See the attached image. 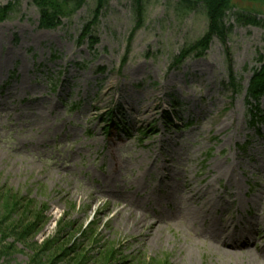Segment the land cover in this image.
<instances>
[{"label":"rangeland","instance_id":"obj_1","mask_svg":"<svg viewBox=\"0 0 264 264\" xmlns=\"http://www.w3.org/2000/svg\"><path fill=\"white\" fill-rule=\"evenodd\" d=\"M9 3L14 12L0 23V193L25 210L34 202L28 215L46 223L29 244L14 241L3 232L23 216L6 224L0 207V252L15 245L1 264L95 257L98 247L78 233L92 220L126 256L264 264V125L249 124L245 105L264 27L237 21L249 6L236 0L224 39L173 68L207 31L201 5L108 0L96 21L88 0L48 31L31 0H0ZM52 240V257H34Z\"/></svg>","mask_w":264,"mask_h":264},{"label":"trees","instance_id":"obj_2","mask_svg":"<svg viewBox=\"0 0 264 264\" xmlns=\"http://www.w3.org/2000/svg\"><path fill=\"white\" fill-rule=\"evenodd\" d=\"M87 0H31L32 4L37 7L40 15L39 28L43 30H55L61 24L63 19L73 17L80 9L83 8ZM96 1V9L94 11L95 18L94 20H98V16L101 10L104 8L108 0H95ZM236 0H179L180 3L185 5L187 8L193 10L196 6L201 5L204 7L206 11L207 17V31L205 35L200 38L196 43H194L191 47L185 48L177 60L175 61V66L182 64L188 57L194 56L197 58H201L208 51L210 43L214 38H219L220 40L224 39L226 35L224 21L226 19L227 13L231 12L237 6L234 2ZM243 3H246V6L242 9H239L236 13L237 21L243 22L244 24L253 25L257 27H264V19L259 20L258 18L264 16V0H240ZM140 2V0H138ZM14 12V8L11 3L6 6H1L0 4V23L9 19L11 13ZM124 63H126V57L124 58ZM177 62V63H176ZM261 62V68L259 70L254 71V76L251 80L249 89H248V98L251 101L259 102L262 98L264 99V60H258ZM249 101L247 104L250 106ZM257 109V107H256ZM2 189H0V192ZM23 199L20 201L15 200L7 193V197L0 193V207H5L6 212L9 213V217L5 220L6 224L11 223L14 217L23 216L21 221L18 223L16 228L14 229V225L12 224L13 230L9 227H6L5 237H7L8 233L10 237H12L20 242H28L33 239L34 235L45 225L46 219L44 218L43 213H39L35 211L33 215L29 214V209L32 210L34 207V202H28L29 209H22L24 205ZM26 203V202H25ZM28 216H33L35 221L30 222L26 221ZM29 219V218H28ZM5 221H2L3 224ZM26 221V222H25ZM100 221L97 220L92 221L86 228L81 227L78 233H80V238L89 241V243L98 247L96 249L97 253L95 257H91L90 252L88 255H78L80 259V264H170L169 258L163 259H145L142 256H126L119 249H117L114 243H107L104 238H100L99 229H100ZM77 233V234H78ZM9 235V234H8ZM76 235V234H75ZM75 235H71V238H74ZM6 241H4L5 243ZM56 240H52L51 242H47L44 247H40L38 249H34V257L37 258L41 255H47L50 253L52 257V253L55 252V244ZM32 246H37L36 243H33ZM75 247L73 251H75ZM15 250L14 244H9L2 248L0 252V256L8 255L7 252H13ZM72 249L65 251L64 253L69 254ZM6 251V252H5ZM2 258V257H1ZM0 258V264L1 259ZM94 259V260H92Z\"/></svg>","mask_w":264,"mask_h":264},{"label":"bare ground","instance_id":"obj_3","mask_svg":"<svg viewBox=\"0 0 264 264\" xmlns=\"http://www.w3.org/2000/svg\"><path fill=\"white\" fill-rule=\"evenodd\" d=\"M119 202H122L124 205H125V207H128V206H131V207H135V210H137V211H142V210H140V208H141V206L140 205H138V204H136V203H134V202H131V203H126L124 200H122V199H119ZM139 207V208H138ZM212 237V236H211ZM213 240L215 241V243L216 244H218L219 246H221V248L223 249V250H225V251H228L227 249L229 248L227 245H226V242L225 241H219L218 239H214L213 238ZM262 249H264V245L262 246Z\"/></svg>","mask_w":264,"mask_h":264}]
</instances>
